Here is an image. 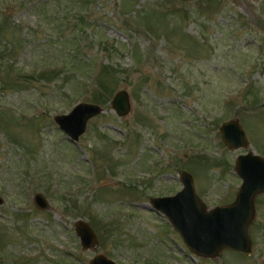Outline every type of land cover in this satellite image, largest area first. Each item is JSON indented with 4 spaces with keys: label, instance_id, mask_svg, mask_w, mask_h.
Returning a JSON list of instances; mask_svg holds the SVG:
<instances>
[{
    "label": "rangeland",
    "instance_id": "rangeland-1",
    "mask_svg": "<svg viewBox=\"0 0 264 264\" xmlns=\"http://www.w3.org/2000/svg\"><path fill=\"white\" fill-rule=\"evenodd\" d=\"M79 102L105 111L74 142L55 119ZM233 119L249 148L224 143ZM249 150L264 157V0H0V264H264V195L252 255L213 260L190 257L150 202L188 171L208 208L233 203Z\"/></svg>",
    "mask_w": 264,
    "mask_h": 264
},
{
    "label": "water",
    "instance_id": "water-1",
    "mask_svg": "<svg viewBox=\"0 0 264 264\" xmlns=\"http://www.w3.org/2000/svg\"><path fill=\"white\" fill-rule=\"evenodd\" d=\"M194 1V0H181ZM112 107L124 117L131 111V99L126 90L118 91ZM104 107L89 102H79L69 113L56 116L60 128L77 142L85 133L88 121L102 114ZM224 143L231 149L249 148L250 142L239 119L226 121L221 126ZM235 170L243 179L233 203L208 208L198 195L194 177L188 171L180 173L183 188L171 196L152 197V207L165 214L184 239L189 250L204 258L217 259L226 250L246 255L253 253L251 230L256 219V199L264 195V157L249 150L238 155ZM39 209H49V200L41 193L34 196ZM4 203L0 197V204ZM75 230L85 250L95 249L98 234L84 220L76 222ZM89 264H119L103 253L96 254Z\"/></svg>",
    "mask_w": 264,
    "mask_h": 264
},
{
    "label": "flooded vegetation",
    "instance_id": "flooded-vegetation-1",
    "mask_svg": "<svg viewBox=\"0 0 264 264\" xmlns=\"http://www.w3.org/2000/svg\"><path fill=\"white\" fill-rule=\"evenodd\" d=\"M180 180H181V178H180ZM152 197H156V196H151L150 197V199L152 198ZM170 222V221H169ZM171 224V223H170ZM171 228H172V230L175 232V233H177V235L180 237V239L182 240V246L184 247V248H186L187 247V249L189 250V248H188V246L186 245V243H185V241H184V239L181 237V235L178 233V231L177 230H175L174 228H173V226H172V224H171ZM253 241V240H252ZM190 251V250H189ZM254 251V250H253ZM239 253H241V252H239ZM153 252H152V256H153ZM241 254H243V253H241ZM243 255H246V254H243ZM252 255V254H251ZM251 255H247V256H251ZM190 257H192V258H194V259H197V260H202V259H204V258H202V257H200V256H198V255H196V254H194V253H192L191 251H190V255H189ZM207 260H213V259H207ZM149 264H155V256H153L152 257V259L150 258V260H149Z\"/></svg>",
    "mask_w": 264,
    "mask_h": 264
}]
</instances>
